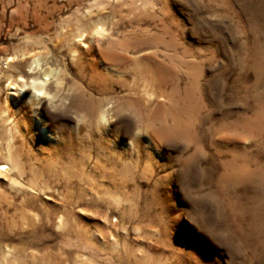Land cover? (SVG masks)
Segmentation results:
<instances>
[{
    "label": "rangeland",
    "instance_id": "1",
    "mask_svg": "<svg viewBox=\"0 0 264 264\" xmlns=\"http://www.w3.org/2000/svg\"><path fill=\"white\" fill-rule=\"evenodd\" d=\"M0 264H264V0H0Z\"/></svg>",
    "mask_w": 264,
    "mask_h": 264
},
{
    "label": "bare ground",
    "instance_id": "2",
    "mask_svg": "<svg viewBox=\"0 0 264 264\" xmlns=\"http://www.w3.org/2000/svg\"><path fill=\"white\" fill-rule=\"evenodd\" d=\"M24 87V85H21V87L19 88V91L21 92V89ZM35 89V88H34ZM41 90H36V92H40Z\"/></svg>",
    "mask_w": 264,
    "mask_h": 264
}]
</instances>
